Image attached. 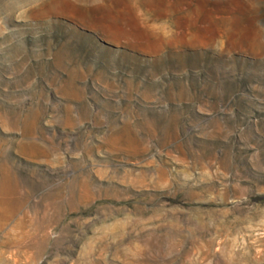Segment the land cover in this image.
I'll use <instances>...</instances> for the list:
<instances>
[{"label":"rangeland","instance_id":"obj_1","mask_svg":"<svg viewBox=\"0 0 264 264\" xmlns=\"http://www.w3.org/2000/svg\"><path fill=\"white\" fill-rule=\"evenodd\" d=\"M0 264H264V0H0Z\"/></svg>","mask_w":264,"mask_h":264}]
</instances>
